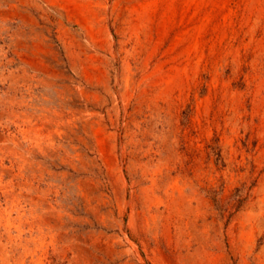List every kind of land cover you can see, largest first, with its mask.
<instances>
[{
  "label": "rangeland",
  "instance_id": "obj_1",
  "mask_svg": "<svg viewBox=\"0 0 264 264\" xmlns=\"http://www.w3.org/2000/svg\"><path fill=\"white\" fill-rule=\"evenodd\" d=\"M79 1L0 0V264H264V0Z\"/></svg>",
  "mask_w": 264,
  "mask_h": 264
},
{
  "label": "bare ground",
  "instance_id": "obj_2",
  "mask_svg": "<svg viewBox=\"0 0 264 264\" xmlns=\"http://www.w3.org/2000/svg\"><path fill=\"white\" fill-rule=\"evenodd\" d=\"M79 1V0H78ZM84 1V0H83ZM151 1V0H150ZM75 2V1H74ZM73 2V3H74ZM80 2V1H79ZM93 2V1H92ZM253 2L254 3H256V2H259L260 3V9H262L261 8V3H262V0H253ZM77 3V2H76ZM84 3H86V2H84ZM79 4V3H78ZM88 4V3H87ZM263 4V3H262ZM84 5V4H83ZM95 5V4H94ZM79 6H81L80 4H79ZM152 6V3L150 2V3H148V4H146L145 5V7H143V15L142 16H144V17H146L147 16V11H148V9H149V7H151ZM89 7V10H90V6H88ZM259 9V10H260ZM81 11H83L82 9H81ZM91 11H92V9H91ZM76 12V11H75ZM89 12V11H88ZM78 13V12H77ZM82 13V12H81ZM83 14H84V11H83ZM96 14V13H95ZM87 15V14H86ZM78 16V15H77ZM80 17H81V15H80ZM83 17V16H82ZM83 18H86V17H83ZM143 18V17H142ZM87 19V18H86ZM79 20H80V18H79ZM83 21H84V19H82ZM85 21H88V20H85ZM85 21L83 22V23H85ZM81 22V21H80ZM89 22V21H88ZM85 25H86V23H85ZM201 25V24H200ZM91 27V26H90ZM100 27V26H99ZM202 27V26H201ZM88 28V27H87ZM201 30V29H200ZM97 31V30H96ZM199 31V30H198ZM95 33V32H94ZM110 35V34H109ZM71 36V35H70ZM111 36V35H110ZM69 37V36H68ZM69 39H71V37L69 38ZM193 39V38H192ZM197 43H198V41H197ZM74 44H75V42H74ZM86 46V45H85ZM191 46V45H190ZM197 46V45H196ZM74 49V48H73ZM192 51V50H191ZM90 55V54H89ZM88 55V56H89ZM149 57V56H148ZM164 67V66H163ZM183 68H178V67H175L174 68V72L172 73V75L170 74V76H166L163 80H162V83L165 85V88H168V90H170V88H174V86H175V84H179V82H182V80H183V76L185 75L184 73H183V70H182ZM169 70V69H168ZM169 71H167V73H168ZM162 75V74H161ZM164 77V76H163ZM162 77V78H163ZM185 80V79H184ZM162 86V85H161ZM176 88V87H175ZM166 90V89H165ZM44 110V109H43ZM66 112V111H65ZM61 113H62V111H61ZM67 114V113H66ZM69 114V113H68ZM71 114V113H70ZM24 115V114H23ZM58 115H60V114H58ZM62 116V115H61ZM72 116V115H71ZM38 117V116H37ZM67 117V116H66ZM69 117V116H68ZM67 117V118H68ZM30 120V119H29ZM55 122V121H54ZM48 124V123H47ZM18 126H21V125H18ZM58 126V125H57ZM40 129V128H39ZM6 141V140H5ZM16 148V147H15ZM14 150V149H13ZM41 152V151H40ZM50 155V154H49ZM20 156V155H19ZM23 159V158H22ZM16 175V174H15ZM11 176V175H10ZM12 178V177H11ZM1 182V181H0ZM3 187V186H2ZM38 192V191H37ZM194 194V193H193ZM24 195V194H23ZM11 197V196H10ZM9 197V198H10ZM37 197V196H36ZM180 199V198H179ZM9 200V199H8ZM185 200V199H184ZM189 199H187V201H188ZM192 201V200H191ZM172 202V201H171ZM184 202H186V200L184 201ZM195 203V202H194ZM193 203V204H194ZM197 204V203H196ZM175 205V204H174ZM192 206V205H191ZM176 208V207H175ZM177 214V213H176ZM10 216V215H9ZM8 217V216H7ZM10 220V219H9ZM10 224V223H9ZM9 224H7V225H9ZM48 224V223H47ZM46 224V225H47ZM18 225V224H17ZM9 227V226H8ZM19 227V226H18ZM8 236V235H7ZM71 238V237H70ZM92 238V237H91ZM94 240V239H93ZM42 242V241H41ZM93 242H95V241H93ZM44 245V244H43ZM23 248V247H22ZM55 249V248H54ZM25 250H26V248H25ZM39 250H40V248H39ZM29 251V250H28ZM32 251V250H31ZM27 254V253H26ZM35 255V254H34ZM40 259H42V258H40ZM40 259H38V260H40ZM211 259V258H210ZM19 260V259H18ZM36 260V259H35ZM210 261V260H209ZM23 262V261H22ZM33 262V261H32ZM31 262V263H32ZM42 263V262H41Z\"/></svg>",
  "mask_w": 264,
  "mask_h": 264
}]
</instances>
